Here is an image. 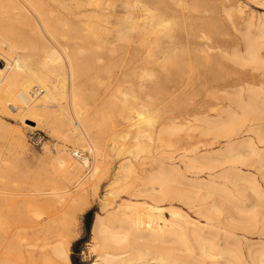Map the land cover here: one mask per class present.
Returning a JSON list of instances; mask_svg holds the SVG:
<instances>
[{"label":"rangeland","instance_id":"rangeland-1","mask_svg":"<svg viewBox=\"0 0 264 264\" xmlns=\"http://www.w3.org/2000/svg\"><path fill=\"white\" fill-rule=\"evenodd\" d=\"M22 1H10L8 13L0 12V31L9 30L8 36L0 33L5 68L17 66V79L24 68H35L50 90L63 89L51 93L49 107L25 114L0 110V264H65L52 252L60 245L69 264L97 263L95 217L112 231L127 229L118 221L128 211L124 204H153L141 190H158L166 180L172 193L158 205L186 215L190 230L219 243L238 242L243 254L247 245L264 246V235L232 230L221 220L224 203L230 215L239 205L227 182L237 170L256 176L264 201L263 179L240 167L230 147L251 139L264 157V141L249 132L233 140L221 136L239 102L264 106V67L249 61L247 48L255 45L264 62V0H138L169 20L163 32L144 37L123 20L128 12L131 20L141 17L133 0ZM36 16L43 23L32 30ZM171 36L173 48L166 43ZM130 107L153 119L139 151H133L136 130L124 118ZM75 150L85 154L88 166L70 156ZM58 157L77 165L75 177L63 178L55 167ZM122 162L133 176L126 185H111Z\"/></svg>","mask_w":264,"mask_h":264},{"label":"bare ground","instance_id":"bare-ground-1","mask_svg":"<svg viewBox=\"0 0 264 264\" xmlns=\"http://www.w3.org/2000/svg\"><path fill=\"white\" fill-rule=\"evenodd\" d=\"M10 1L12 2L17 0H0V3L3 4L2 7L4 8L0 12L3 15L8 13V9L5 6ZM23 2L24 0L22 3ZM137 4H139L142 15L135 20H131L130 12L126 13L123 16V20L128 22L127 29L130 31H136L141 37H144L151 33H156L158 29L163 32V29L168 28L169 20L155 16L152 13V10H150L146 5L140 4L138 0H133L132 7L135 5L137 6ZM126 5L127 3H125L124 8ZM18 8L20 9V7L17 6L16 8L13 7V9ZM22 9L23 7L21 8V11H19L20 13L22 12ZM17 11L16 13H18ZM13 13L15 14V12ZM34 13L36 14V12ZM37 19L39 20V24L36 23L33 25L34 28L32 30L39 29L41 27V23H43L40 22V17H37ZM22 22L23 21H21V23ZM60 24L63 25L64 22ZM30 25L31 24H29V26ZM5 28L2 29L0 33L3 36H8L9 30H6ZM0 43H3L2 39L0 40ZM156 43L158 42L155 41V44ZM166 43H169L171 48L176 46L173 36H171V39L168 38ZM247 48L251 51V53L249 52L250 57H247L249 61L255 65H259V67L260 65L261 67H264V62L259 60V54L255 48V45L252 46L249 44ZM51 60V57L46 55V61ZM4 62V67L0 68V110L6 109L12 114H25L31 110L37 111L43 107L51 106L52 102L55 100L51 93H55V91H62L63 89L62 84L59 87H54L52 90H50L46 77L37 69L32 67L24 68V75L17 79L16 72L19 71L17 66H13V69L8 70L5 68L6 61L4 60ZM254 96L258 97V95ZM248 101L249 100H247V102ZM233 103L237 104L235 102ZM256 103V101L255 103H251L250 101L248 103L243 101L239 102V113L232 110V113L228 114L229 117L226 119L224 126H221V129H223L221 131L225 130L226 135L221 136H227L229 140H233L236 137L238 138L242 133L249 132L255 135L258 142H263L264 106L259 107ZM230 112L231 111H229V113ZM149 115L143 109L135 107H130L125 114L124 118L125 121L129 123V127H134L136 130L133 151L141 150L140 139L147 136V134L144 132L146 131L147 127H150L153 124V119ZM69 119L71 122L74 121V117H69ZM175 128L176 127H174V129ZM230 147H232L235 153V162L240 167H249L255 170L264 182V157L258 155L255 147H253V144L251 143V139L233 141ZM70 156L75 157L73 156V153H70ZM75 159L79 160L77 157H75ZM85 160L86 159L82 158L80 162L85 165L87 162ZM126 163L122 162L119 164L117 173L120 175L114 179V181H112L111 185L121 182H123L122 185L127 184L126 179L133 173V170L131 169V166L125 165ZM55 167L59 172H61L63 178L66 180L75 177V175L78 173L77 165L73 164L70 159L63 160L58 157L56 159ZM93 169L92 175H94L97 171V167ZM158 178L160 177L158 176ZM151 179L155 180L154 177ZM162 180H166V178H162ZM152 182L155 181H151V183ZM168 182V180H166V183L164 181V185H161L163 184L161 183L160 187H158V190L155 189L156 186L155 188L152 187L149 190H141L145 196L149 197L154 202L153 204L132 201L124 204L128 211H122L118 221L120 224L119 226L121 227L123 225L122 223L127 224V229H124L123 227L121 231H112L108 226L104 225L100 219L95 217L93 235H97L96 240L101 238L99 241V250L101 252L98 253L99 255H97L99 259L98 262H95L94 264H128L132 259L146 264H264V246L250 247L247 245L246 252L243 254L241 251L242 248L239 247L238 242L234 246H231L226 240L219 243L217 241L218 239H205L201 237L196 230H190L188 227L190 219H186L188 217H186L184 213L183 214L185 216L180 214L179 210L177 211L175 208L168 209L158 205L159 203H162L167 196H170L169 194L172 189L169 187L171 184L168 186ZM227 182L232 185L237 200L239 199V205L233 206L234 211L233 214L230 215L228 205L224 203L221 212V220L223 219L224 224L229 226L232 230L241 231L242 233L244 232L250 235L252 233L264 235V201L262 200V196L259 192L260 190L258 191L259 185L256 182V176L250 173L241 174V171L237 170L234 175V179H227ZM112 193L113 192L111 190L108 191L105 194V197L111 195ZM106 202L111 201L106 200ZM107 205L109 204L107 203ZM231 205L232 204H230V206ZM31 210L34 209H30V211ZM33 213L36 215L39 214L37 211H33ZM165 213H169L170 219L165 217ZM181 222H183V224ZM225 234L227 233L225 232ZM52 248V252L56 257L62 259L64 261L63 263L69 264V261L65 255L66 252H63L61 245L53 246Z\"/></svg>","mask_w":264,"mask_h":264},{"label":"built area","instance_id":"built-area-1","mask_svg":"<svg viewBox=\"0 0 264 264\" xmlns=\"http://www.w3.org/2000/svg\"><path fill=\"white\" fill-rule=\"evenodd\" d=\"M4 65H5L4 59L0 55V68H3ZM72 153H73V156L79 158V160H82V158L85 157V154L83 152H81V151H78V150L73 151Z\"/></svg>","mask_w":264,"mask_h":264},{"label":"trees","instance_id":"trees-1","mask_svg":"<svg viewBox=\"0 0 264 264\" xmlns=\"http://www.w3.org/2000/svg\"><path fill=\"white\" fill-rule=\"evenodd\" d=\"M91 211H88L86 214H85V223H87L88 224V222H89V218H90V216H91Z\"/></svg>","mask_w":264,"mask_h":264}]
</instances>
